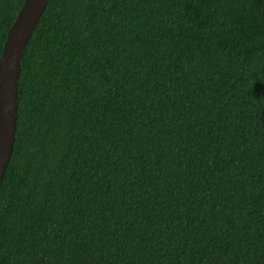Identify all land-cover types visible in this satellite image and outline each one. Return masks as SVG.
<instances>
[{"label": "trees", "instance_id": "trees-1", "mask_svg": "<svg viewBox=\"0 0 264 264\" xmlns=\"http://www.w3.org/2000/svg\"><path fill=\"white\" fill-rule=\"evenodd\" d=\"M16 97L0 264H264V0H48Z\"/></svg>", "mask_w": 264, "mask_h": 264}, {"label": "water", "instance_id": "water-1", "mask_svg": "<svg viewBox=\"0 0 264 264\" xmlns=\"http://www.w3.org/2000/svg\"><path fill=\"white\" fill-rule=\"evenodd\" d=\"M48 0H23L0 52V183L14 139L21 54Z\"/></svg>", "mask_w": 264, "mask_h": 264}]
</instances>
